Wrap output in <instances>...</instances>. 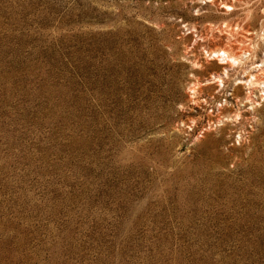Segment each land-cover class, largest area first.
Segmentation results:
<instances>
[{
  "label": "rangeland",
  "instance_id": "rangeland-1",
  "mask_svg": "<svg viewBox=\"0 0 264 264\" xmlns=\"http://www.w3.org/2000/svg\"><path fill=\"white\" fill-rule=\"evenodd\" d=\"M0 264H264V0H0Z\"/></svg>",
  "mask_w": 264,
  "mask_h": 264
},
{
  "label": "bare ground",
  "instance_id": "bare-ground-1",
  "mask_svg": "<svg viewBox=\"0 0 264 264\" xmlns=\"http://www.w3.org/2000/svg\"><path fill=\"white\" fill-rule=\"evenodd\" d=\"M222 6L224 8L228 7L229 3L227 1H223V5ZM242 51H222V53L220 54L219 53L220 50H219V51H214V54H215V56L220 57V59L226 60L227 65L232 66L235 62L236 63L241 62L240 61L241 60V56H243V55H241ZM262 75H263V73L261 71H255L251 75L254 80L250 79L248 81L247 80H245V81H247L248 84L251 85L254 82L259 81L262 78ZM216 78H217V81H223V78L220 75H218ZM240 81L243 82L242 79Z\"/></svg>",
  "mask_w": 264,
  "mask_h": 264
}]
</instances>
